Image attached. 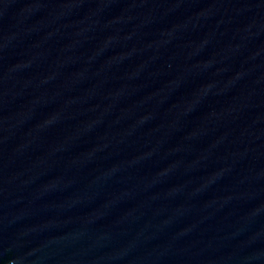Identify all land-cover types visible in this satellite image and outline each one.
<instances>
[{"label": "water", "instance_id": "water-1", "mask_svg": "<svg viewBox=\"0 0 264 264\" xmlns=\"http://www.w3.org/2000/svg\"><path fill=\"white\" fill-rule=\"evenodd\" d=\"M0 264H264V0H0Z\"/></svg>", "mask_w": 264, "mask_h": 264}]
</instances>
